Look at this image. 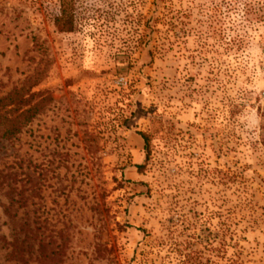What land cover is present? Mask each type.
<instances>
[{"label":"rangeland","instance_id":"rangeland-1","mask_svg":"<svg viewBox=\"0 0 264 264\" xmlns=\"http://www.w3.org/2000/svg\"><path fill=\"white\" fill-rule=\"evenodd\" d=\"M58 1L0 0V97L52 99L0 141V264H264V0Z\"/></svg>","mask_w":264,"mask_h":264},{"label":"trees","instance_id":"trees-1","mask_svg":"<svg viewBox=\"0 0 264 264\" xmlns=\"http://www.w3.org/2000/svg\"><path fill=\"white\" fill-rule=\"evenodd\" d=\"M76 2L77 0L58 1L59 14L54 19V24L59 32L69 33L74 30V8L76 6ZM209 2V7H207V10L209 11V13L207 14V20L210 25H212L217 20L219 5L224 3L225 1L210 0ZM245 7L246 8L243 12L244 22L248 21L247 17L250 12V8H248L247 6ZM233 41H235V39H233ZM28 92L29 91L25 89V85H23L20 88L8 93L7 95L0 97V141H10L17 137V135H19L21 131L25 127H27L40 112H43L45 110L47 104L52 101L48 92L30 93L27 95V97H25ZM258 109L261 111L260 116L263 120V125L260 128L261 132L259 137L260 143L264 146V107H259ZM155 134L156 131L154 130L149 133H140V136L144 143V149L146 151V160H148V158L150 157V144ZM136 168L140 171L143 169V165H137ZM6 177L7 175L2 176V178ZM9 188L10 192H15L13 186L9 185ZM12 206L13 205L10 204L5 209V212L7 211V213L9 214V218L14 225V235L12 237V242L10 245L13 246L14 250L20 254V257H23L24 249L29 245V236L26 233V231H28L29 229H27V221L21 222L17 219L16 214H10L9 207ZM21 233H23V237H20ZM213 242L215 241L213 240ZM212 244L213 243L209 244V248L212 246Z\"/></svg>","mask_w":264,"mask_h":264}]
</instances>
